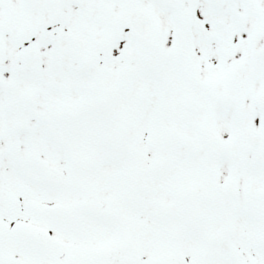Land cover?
Returning a JSON list of instances; mask_svg holds the SVG:
<instances>
[{
  "label": "snow or ice",
  "instance_id": "6c2138e0",
  "mask_svg": "<svg viewBox=\"0 0 264 264\" xmlns=\"http://www.w3.org/2000/svg\"><path fill=\"white\" fill-rule=\"evenodd\" d=\"M0 264H264V0H0Z\"/></svg>",
  "mask_w": 264,
  "mask_h": 264
}]
</instances>
